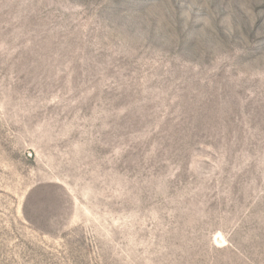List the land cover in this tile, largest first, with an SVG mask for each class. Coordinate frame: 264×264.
<instances>
[{
    "label": "rangeland",
    "instance_id": "374dc122",
    "mask_svg": "<svg viewBox=\"0 0 264 264\" xmlns=\"http://www.w3.org/2000/svg\"><path fill=\"white\" fill-rule=\"evenodd\" d=\"M0 264H264V0H0Z\"/></svg>",
    "mask_w": 264,
    "mask_h": 264
}]
</instances>
